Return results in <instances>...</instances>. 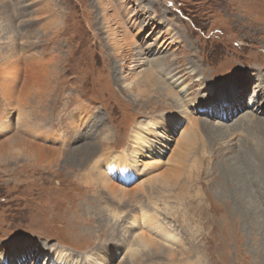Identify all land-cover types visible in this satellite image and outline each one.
<instances>
[{
	"label": "rangeland",
	"instance_id": "1",
	"mask_svg": "<svg viewBox=\"0 0 264 264\" xmlns=\"http://www.w3.org/2000/svg\"><path fill=\"white\" fill-rule=\"evenodd\" d=\"M155 59L196 72L188 150ZM0 85V264H264V0H0ZM151 118L164 163L111 176ZM154 215L171 240L132 245Z\"/></svg>",
	"mask_w": 264,
	"mask_h": 264
},
{
	"label": "bare ground",
	"instance_id": "2",
	"mask_svg": "<svg viewBox=\"0 0 264 264\" xmlns=\"http://www.w3.org/2000/svg\"><path fill=\"white\" fill-rule=\"evenodd\" d=\"M158 46H165V44L160 43ZM158 46H156V48ZM33 58H31V59L34 60ZM36 59L41 60V58H36ZM34 62H35V60H34ZM29 63H30V61H29ZM32 64H34L33 61H32ZM149 64H150L149 67L151 68V71L145 75V80H147L150 85H153L152 89L154 90V93L156 94L155 96H158V94H159L163 97V99L164 98L166 100L171 99V100L175 101L174 102L175 104L179 103L181 106L180 113L183 112L184 114H186V116L184 117L185 122H183L182 126L177 130L179 136L177 137V141L175 142V146L182 147V143H184V145H183L184 150H188L189 149L188 145H189V143L192 142V138H194L192 136V134H189V132L198 131L200 126L204 125V123H202V121L200 119L192 116L191 111H193V110L190 109V107H189L190 105L197 104L198 103V97L200 96V94H198V95L192 97L193 91L191 90V87H190L191 83H190V81H188V79L197 76L196 72L192 70L191 71L192 77L187 76L183 80L182 77L179 74H177V71L174 72V69L168 70V67L165 69H162L164 64H163L162 60H160V59L151 60L149 62ZM10 66H11V64H10ZM156 70H161L164 72L159 73L160 76H157L155 74ZM185 80H187V81H185ZM127 86H128V84H127ZM225 102L223 103V105L225 104ZM218 103H219V101H215V102H213L212 106L218 105ZM219 105L222 106L221 103H219ZM193 109L196 110L198 113H200V115H203L206 117H209L210 113L213 110V108L209 109L208 105L203 106L202 109H200V110H198V108H195V107H193ZM222 109L223 110H221V111H223L225 113V115H221L219 120L226 121V120H230L231 117H234V116H232V115H234V114H232V112H230V113L227 112L228 109L225 106H223ZM206 110H208L209 113H207ZM262 112H264V110ZM180 117H182V116H180ZM171 121H173V120H170L169 123H171ZM254 121L257 123H261V124L263 123L264 124V120H261L258 118H256ZM233 123H234L233 126L236 125V121ZM246 123H251V118L248 116L246 118ZM162 124H164V125H162ZM137 126L140 128V131L132 132V134H131V138L135 137V140H138V142L134 144L135 148L130 155L131 163H129L128 161L123 162L121 167H118V169H116L115 173L112 169L108 170V172L110 174H112L111 176H113V175L119 176L122 179H124L123 181H125L126 175L128 176V174H130L132 172L133 167L131 166V164H133L134 167H142V168L150 170V169H154V168L156 169L161 164L164 163V161L161 160V158L159 157L160 151L156 148V144L159 143V141L161 142V140L163 139L162 138L163 136L167 135V131L169 129L167 123L166 122L161 123L160 121L155 122L151 118L149 121L138 122ZM189 127H191V128L189 129ZM160 128H161L162 135L160 136V138L158 140H155V136H158V134H160V132H159ZM231 129L233 131L232 127H231ZM155 142H156V144H155ZM241 186L243 187V186H245V184H242ZM104 189L109 196H112L113 193L116 191V188L113 185H109V183L105 184ZM120 193L122 195L127 194L126 191L123 189L120 190ZM240 196L244 201V197H242L243 195H240ZM255 215H256L255 211L251 210V216H255ZM154 216H153V218L148 217V218H151V220H148V222H144V224L142 225L143 227H147V231H146L147 233H144V232L142 233V229H140L138 231L136 230L137 232L135 231V233L132 234L133 240H135V242L132 241L133 242L132 245H135V243L136 244H143V245H149L150 243L155 244V243H158V240H159L158 237L161 238L160 241L166 240L169 242L170 238L168 236H170V234H171L170 232L172 230H170V232L168 233L169 229H168L167 225L164 224L162 222V220H161V222H159V215L155 216V217ZM134 226L138 227L136 225V223H133L130 227L133 228ZM172 236H173V234H171V237ZM155 238L158 240H156ZM64 255H66V254H64ZM64 255L62 253H59L58 255L55 254L53 256V259H52L53 262L51 264H77L76 262L73 261V259H71L69 257H65ZM89 260H90L89 264H107L106 262L100 261V259H92L91 258Z\"/></svg>",
	"mask_w": 264,
	"mask_h": 264
}]
</instances>
